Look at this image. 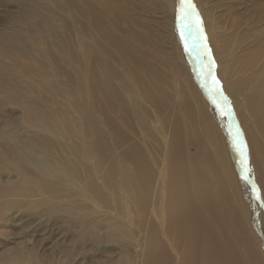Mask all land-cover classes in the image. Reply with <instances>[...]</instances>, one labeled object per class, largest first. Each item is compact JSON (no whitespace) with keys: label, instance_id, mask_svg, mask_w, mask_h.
Listing matches in <instances>:
<instances>
[{"label":"bare ground","instance_id":"6f19581e","mask_svg":"<svg viewBox=\"0 0 264 264\" xmlns=\"http://www.w3.org/2000/svg\"><path fill=\"white\" fill-rule=\"evenodd\" d=\"M9 1L0 264H264V0H193L223 97L206 86L207 60L185 50L179 0H47L48 14L41 0ZM68 78L80 120L43 94ZM78 195L91 206L65 204ZM30 197L73 240L48 249L53 227L7 232Z\"/></svg>","mask_w":264,"mask_h":264},{"label":"rangeland","instance_id":"374dc122","mask_svg":"<svg viewBox=\"0 0 264 264\" xmlns=\"http://www.w3.org/2000/svg\"><path fill=\"white\" fill-rule=\"evenodd\" d=\"M221 2H224L226 0H220ZM40 8L42 11H44L46 14L49 13L50 11V3L47 0H41L40 1ZM246 4L245 0H240L239 5L242 7ZM16 6V7H15ZM19 11V7L15 5V3L10 2L9 0H0V27L6 28L7 27V21L10 20L13 15L17 14ZM7 12V13H6ZM12 15V17H10ZM10 17V18H9ZM4 19V20H3ZM5 21V22H4ZM46 61H44L43 64H45ZM33 66H40L37 61H35V64ZM68 79H64L62 83L60 82H51V85L47 84V87L45 88V91L43 94L46 93H51V95L48 98V105H53L56 104L60 109H63L69 113V115L73 118H76L80 120L82 116V112H80L79 109V103L78 100V95L76 94L75 88L78 87V84L76 82L70 81ZM42 80V79H41ZM1 97H6L4 94L0 93ZM24 96L26 97H31L30 93H24ZM77 99H75L74 97ZM13 100V99H12ZM11 100V101H12ZM57 102V103H56ZM16 105H7L3 108L6 112L11 111L12 113L16 112V108H14ZM13 108V109H12ZM1 110V108H0ZM11 116V117H15ZM2 115L0 111V122H2ZM20 118L17 117V120ZM81 136L77 137L76 140L80 139ZM113 191V189H111ZM140 198H143L141 194H138L135 196L133 202L134 203H139L141 201ZM75 200L73 203L68 200L65 201V204L68 206H80V205H85L88 208V205L92 203H87L82 200V197L78 195L76 198L74 197ZM33 197L28 198L29 205L27 206V209H23L22 211H26V215L22 218H12L9 220L8 227H6L7 232L12 233L13 237H20L22 236L25 232L27 231H32L36 230V238L42 239L40 235H45L48 236L47 229H55L54 232L50 233L51 235L47 237L45 240L48 242L53 238L55 241H58L57 245L55 246L56 249H59L62 245L68 244L71 240H73L72 236L69 235V233L74 232V231H69V232H64L60 228H58V219L54 215H51V219H49L48 216L44 215L43 211V206L42 204L38 203ZM59 199L53 198L50 203L52 204H58ZM91 206V205H90ZM21 211V212H22ZM17 215H20V212H17ZM97 221L101 224L105 222L106 220L103 219V217H98ZM30 224V226H26V224ZM106 224H103V228ZM102 233L104 231L102 230ZM112 233V231L110 232ZM12 237V238H13ZM47 248L51 249L52 244L47 243ZM89 246H92V243L89 244Z\"/></svg>","mask_w":264,"mask_h":264},{"label":"snow or ice","instance_id":"6c2138e0","mask_svg":"<svg viewBox=\"0 0 264 264\" xmlns=\"http://www.w3.org/2000/svg\"><path fill=\"white\" fill-rule=\"evenodd\" d=\"M179 15L177 19L179 20V27L181 29V37L185 40V50L192 52L195 51L200 62L203 65L205 60H207V76L211 77V85H206L209 87L210 94H214L215 97H223V90L220 86V82L215 78L213 73L214 60L208 54L207 44L204 42L206 37L204 36V31L202 27V21L199 17V13L195 7L193 0H179ZM191 40V44L187 41ZM204 53V55H201ZM226 101V97H224ZM214 103L217 101L214 98ZM217 107L220 105L217 103ZM222 115L230 114V110H221ZM240 136V130L237 128L235 135L233 136V143L238 148L241 157V172L244 174V179L249 180L250 176L248 173L251 169L247 166V152L246 145L243 140H238ZM254 191L257 193V199H264L259 193V190L254 186Z\"/></svg>","mask_w":264,"mask_h":264}]
</instances>
